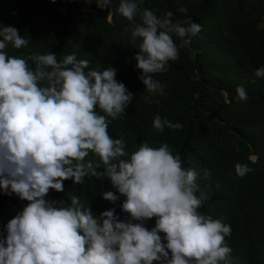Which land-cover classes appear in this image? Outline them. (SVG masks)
<instances>
[{
    "label": "clouds",
    "instance_id": "9594fccd",
    "mask_svg": "<svg viewBox=\"0 0 264 264\" xmlns=\"http://www.w3.org/2000/svg\"><path fill=\"white\" fill-rule=\"evenodd\" d=\"M95 3L105 9L111 0ZM118 12L131 22L125 30L138 49V78L147 91L163 95L165 85L154 75L179 58L180 47L191 43L201 25L173 22L171 11L158 16L141 10L136 0H120ZM9 45L21 49L28 39L13 26H0V191L27 203L4 226L0 264H232L233 250L225 243L231 226L199 211L206 197L197 194L198 172L183 167L166 143L144 142L128 153L123 133L118 139L109 135L110 120L133 100L113 67L90 69L89 60L75 53L59 61L54 52L10 56ZM254 75L264 77V67ZM236 92L247 99L243 87ZM166 126L181 127L155 116V130ZM90 154L98 160L87 159ZM250 170L236 166L241 176ZM88 176L110 180L125 197L127 220L115 208L94 216L79 196L66 207L46 199L50 189L64 191L63 181L82 184ZM101 195L113 204L118 200L112 191ZM151 218L155 226L148 229L144 223Z\"/></svg>",
    "mask_w": 264,
    "mask_h": 264
},
{
    "label": "trees",
    "instance_id": "16d2710c",
    "mask_svg": "<svg viewBox=\"0 0 264 264\" xmlns=\"http://www.w3.org/2000/svg\"><path fill=\"white\" fill-rule=\"evenodd\" d=\"M136 2L158 16L171 11L173 22L191 19L201 25L191 43L180 47L179 58L154 75L165 85L163 95L147 91L138 78L133 58L138 49L125 30L131 22L118 12L120 0H111L105 9L95 0H0V26H13L28 39L26 47L9 45L6 51L21 58L54 52L58 61L75 53L89 60L90 69L113 67L133 100L119 119L110 120L109 135L118 139L123 133L128 153L144 142L152 147L166 143L183 167L198 172L197 194L206 197L201 214L231 226L225 243L233 250L232 264H264V77L254 75L264 67V0ZM135 21L141 22L139 15ZM173 39L179 47L180 38ZM238 86L246 90V100L237 98ZM157 115L181 127L158 132L153 128ZM87 159L98 160L92 154ZM238 164L251 170L241 176ZM63 187L61 192L50 189L46 199L66 207L79 196L94 216L115 208L120 220L129 218L121 209L125 197L107 177L88 176L82 184L68 179ZM104 191L116 193L115 204L103 199ZM26 203L0 191V236ZM144 226L154 227L155 218Z\"/></svg>",
    "mask_w": 264,
    "mask_h": 264
}]
</instances>
